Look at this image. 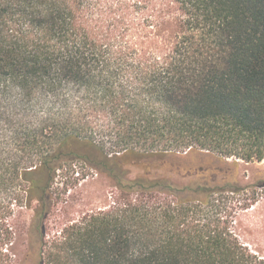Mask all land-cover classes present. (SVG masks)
Instances as JSON below:
<instances>
[{
    "label": "trees",
    "instance_id": "trees-1",
    "mask_svg": "<svg viewBox=\"0 0 264 264\" xmlns=\"http://www.w3.org/2000/svg\"><path fill=\"white\" fill-rule=\"evenodd\" d=\"M190 152L232 168L177 185L125 165ZM78 159L119 196L47 243L48 191ZM263 161L264 0H0V264H18L13 201L39 203L40 264H264L228 222L264 199L238 164Z\"/></svg>",
    "mask_w": 264,
    "mask_h": 264
},
{
    "label": "rangeland",
    "instance_id": "rangeland-1",
    "mask_svg": "<svg viewBox=\"0 0 264 264\" xmlns=\"http://www.w3.org/2000/svg\"><path fill=\"white\" fill-rule=\"evenodd\" d=\"M72 149L86 156L89 154L86 147L76 145ZM125 165L131 172V178L138 175H146L152 179L166 177L177 185H184L188 178L197 175L199 170L232 168L233 160H219L211 154L190 152L155 157L130 155L126 159ZM263 171L264 161L240 162L238 164V182L243 185L249 184L257 173ZM224 174L230 176L229 171H225ZM27 186L28 184L25 182H17V188L21 189L23 197L25 196L24 189ZM7 194L0 192V201L7 200ZM118 196L114 182L108 175L88 162L82 159L62 162L48 191L50 209L52 210L42 224L45 241L51 243L55 238H59L66 226L82 221L88 214L110 209L114 206ZM228 198L229 202L232 199H237L235 196ZM38 206L39 203L34 202L33 209H26L24 204L13 201L10 209L11 214H6L5 222L17 232L18 264H40V232L38 233L37 228L41 221L34 213ZM250 209L254 210L235 211L228 218V222L242 243L254 251H259L264 256V199L260 198V201ZM48 248L49 245L46 249ZM44 264H49L47 259Z\"/></svg>",
    "mask_w": 264,
    "mask_h": 264
}]
</instances>
